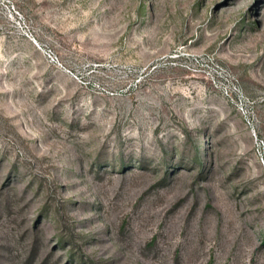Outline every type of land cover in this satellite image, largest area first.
I'll use <instances>...</instances> for the list:
<instances>
[{"label":"rangeland","instance_id":"rangeland-1","mask_svg":"<svg viewBox=\"0 0 264 264\" xmlns=\"http://www.w3.org/2000/svg\"><path fill=\"white\" fill-rule=\"evenodd\" d=\"M257 138L264 0H0V264H264Z\"/></svg>","mask_w":264,"mask_h":264},{"label":"built area","instance_id":"built-area-1","mask_svg":"<svg viewBox=\"0 0 264 264\" xmlns=\"http://www.w3.org/2000/svg\"><path fill=\"white\" fill-rule=\"evenodd\" d=\"M48 56L53 62H57V63L59 62L57 57L52 52L49 51ZM225 95L229 100L235 102L236 105L239 106L240 112L244 115L247 122L251 124L255 112L253 110L252 104H247L249 100L247 96L242 92V90L239 87L234 86L231 90H226ZM258 141L261 143V145H264L263 141L259 139Z\"/></svg>","mask_w":264,"mask_h":264}]
</instances>
